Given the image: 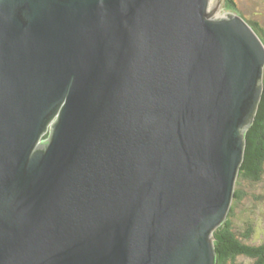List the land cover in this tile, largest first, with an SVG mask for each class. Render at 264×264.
<instances>
[{"label": "water", "instance_id": "95a60500", "mask_svg": "<svg viewBox=\"0 0 264 264\" xmlns=\"http://www.w3.org/2000/svg\"><path fill=\"white\" fill-rule=\"evenodd\" d=\"M210 3L0 0V264H217L264 46Z\"/></svg>", "mask_w": 264, "mask_h": 264}, {"label": "trees", "instance_id": "16d2710c", "mask_svg": "<svg viewBox=\"0 0 264 264\" xmlns=\"http://www.w3.org/2000/svg\"><path fill=\"white\" fill-rule=\"evenodd\" d=\"M224 1L227 3L228 8L231 7L232 11L237 12V16L241 18L256 35L258 34L259 37L262 35L261 30L258 29L253 22L243 18L238 12L235 0ZM262 39L261 37V40ZM245 144L244 157L236 181L233 203L235 200H239L242 194H245L242 193L239 188L241 185L240 180L252 184L264 178V70L261 100L251 131L247 134ZM233 203L226 220L213 234L217 264H237V259L240 257H244L248 260L250 259L251 264H264V243L256 246L243 243L244 240L250 239L251 230L249 228H247L242 235L236 233L233 225V217L235 216Z\"/></svg>", "mask_w": 264, "mask_h": 264}, {"label": "rangeland", "instance_id": "374dc122", "mask_svg": "<svg viewBox=\"0 0 264 264\" xmlns=\"http://www.w3.org/2000/svg\"><path fill=\"white\" fill-rule=\"evenodd\" d=\"M217 1L218 0H211L209 5V10L213 11L214 18H228V16L238 15L237 12L232 11L231 7L228 8V5L224 0H222L221 3L219 2L220 5L216 7ZM235 5L243 18H248L249 21L253 22L258 29L261 30L262 35L260 37L263 38V44L264 0H235ZM252 126L253 124L245 129V141ZM47 138L45 136L43 139H40L39 143L47 140ZM240 183L241 185L239 188L241 192L245 194H242L241 198L235 200L233 203L235 215L233 217L234 229L237 234L242 235L245 233V230L249 228L251 230L250 239L244 240L243 243L253 246L260 245L264 243V178L259 182L252 184L246 183L242 180H240ZM250 261V259L248 260L244 257H240L237 259V264H251Z\"/></svg>", "mask_w": 264, "mask_h": 264}]
</instances>
